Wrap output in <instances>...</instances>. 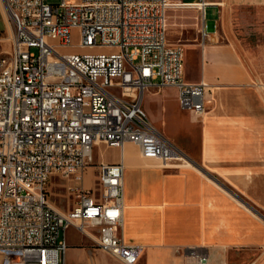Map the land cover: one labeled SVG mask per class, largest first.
I'll list each match as a JSON object with an SVG mask.
<instances>
[{"label":"built area","instance_id":"obj_1","mask_svg":"<svg viewBox=\"0 0 264 264\" xmlns=\"http://www.w3.org/2000/svg\"><path fill=\"white\" fill-rule=\"evenodd\" d=\"M13 25L0 38V264H66L65 231L75 227L123 264L141 247L124 241V164H93L98 143H134L163 164L187 156L149 120L145 90L173 86L178 106L202 115L203 81L184 80V50L166 39L172 5L204 11L205 0H4ZM77 44L71 43L72 32ZM204 38L207 33L203 31ZM88 52H61V48ZM103 48L110 52L99 51ZM97 168V189L84 186ZM69 181L72 208L56 211L46 186Z\"/></svg>","mask_w":264,"mask_h":264},{"label":"crops","instance_id":"obj_2","mask_svg":"<svg viewBox=\"0 0 264 264\" xmlns=\"http://www.w3.org/2000/svg\"><path fill=\"white\" fill-rule=\"evenodd\" d=\"M205 1L204 11L168 7L166 39L170 42V9L200 16L202 42L179 44L184 50V80L206 83V112L180 109L173 86L145 90L142 96L151 123L184 151L187 160L166 165L142 156L132 142L107 146L106 159H101V150L97 158L124 164L120 234L126 243L141 247L136 264H264V107L252 84V68L225 29L229 19L235 35L234 19L241 24L249 17L258 38L264 30V0ZM207 6L217 8L213 27L226 41H205L213 33L204 21ZM190 10L192 15L187 13ZM218 26H224L222 32ZM190 67L199 68L198 79L191 78ZM167 88L176 90L175 102L188 122L155 115L156 100ZM52 177L58 176L49 181ZM58 181L69 183L61 177ZM75 231L81 233L72 226L65 231L66 264H123L103 252L95 238L81 233L84 238L77 240ZM86 237L93 241L91 246L86 245Z\"/></svg>","mask_w":264,"mask_h":264},{"label":"rangeland","instance_id":"obj_3","mask_svg":"<svg viewBox=\"0 0 264 264\" xmlns=\"http://www.w3.org/2000/svg\"><path fill=\"white\" fill-rule=\"evenodd\" d=\"M3 3L4 1L0 0V38H1L2 47L8 50L11 43V39H10L11 33L12 31H14V29L7 14L2 9ZM184 10L186 9H170L168 11L167 35H168V40L170 42L182 43L184 44L185 47V45L189 43L202 42V37L198 33L200 16H197V14L193 16H188L183 12ZM187 13L192 15L194 12L190 10L187 11ZM216 20H217V8L213 6H207L205 9L204 21L206 24H208V30L212 29L211 31L213 33L210 39L207 37L205 41L219 42V41L227 40L224 34L220 33L219 30L216 31V27H213V24ZM252 21H253L252 18L247 17L240 24L234 19L233 23L235 25L234 27L235 35H233L232 25L230 24V21L228 19V24L225 26V29H227V32H229V34L233 38L234 43L237 45L238 49L242 53L246 62L251 66L252 74H253L252 84L256 88L259 99L264 107V30L260 33V36L257 38L256 33H254L255 31H253L252 29L253 26L250 24V22ZM223 27L224 26H218L217 28L220 29V31L222 32ZM215 31L216 34L214 33ZM235 37H237V39ZM78 39H79L78 33L76 31H73L71 37V43L77 44ZM60 51L88 52L91 50L74 47V48H61ZM99 51L110 52L112 51V49L103 48L100 49ZM189 72L192 76L191 77L192 79L199 78V73H200L199 68L190 67ZM184 76L185 77L187 76L185 64H184ZM149 91H158V90L150 89ZM175 93L176 90H172L169 88H167L165 91L162 92L161 94L162 99L160 100L161 102L158 99L156 100L157 112L155 115L158 114L159 117L162 115L165 117L166 120L170 122L183 121V120L188 122L189 118H186L183 115V113H181V110H179L175 102L174 99ZM108 149H110V147H107V145L102 142L98 143V146L95 145L93 147V155H94L93 164H97L98 162L97 158L99 157L100 150L102 155L101 159L105 160L106 159L105 150ZM92 167H90L87 170V173L85 174L84 186L86 188L97 189V185H98L97 168H92ZM67 185L68 183L66 184L63 181L59 182L58 177H52L49 183L47 184L46 194L50 202V205L56 211L66 212L73 206L75 202L76 198L73 194L67 191L66 189ZM75 238L79 240V239H83L84 236L81 233L75 231ZM86 240H87L86 245L91 246V244H93V241L90 238L86 237Z\"/></svg>","mask_w":264,"mask_h":264},{"label":"bare ground","instance_id":"obj_4","mask_svg":"<svg viewBox=\"0 0 264 264\" xmlns=\"http://www.w3.org/2000/svg\"><path fill=\"white\" fill-rule=\"evenodd\" d=\"M4 1V0H3ZM2 9L4 10V12L6 13V8H5V5H4V3H3V5H2ZM7 14V13H6ZM120 149H122V148H120Z\"/></svg>","mask_w":264,"mask_h":264},{"label":"water","instance_id":"obj_5","mask_svg":"<svg viewBox=\"0 0 264 264\" xmlns=\"http://www.w3.org/2000/svg\"><path fill=\"white\" fill-rule=\"evenodd\" d=\"M264 218V217H263Z\"/></svg>","mask_w":264,"mask_h":264}]
</instances>
